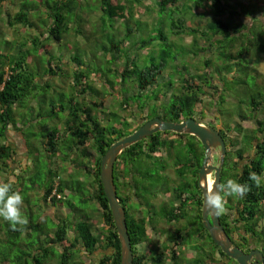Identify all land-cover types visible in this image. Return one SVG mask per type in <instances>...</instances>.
<instances>
[{"label":"trees","instance_id":"1","mask_svg":"<svg viewBox=\"0 0 264 264\" xmlns=\"http://www.w3.org/2000/svg\"><path fill=\"white\" fill-rule=\"evenodd\" d=\"M79 1L0 0V11L4 12L0 24L9 27L15 39L5 46L7 54H0L3 183L9 179L17 182L14 170L28 162L26 151L30 148L34 151L41 148L55 162H65L67 165L62 163L63 167H73L67 174H76L75 179L66 184L58 180L57 171L47 169L44 184L37 185L44 206L53 208L52 214L44 216L53 222L51 232L43 237L46 243L23 250L18 238L19 228H4L0 233V264H44L42 259L52 244L58 247L59 264H90L82 261L81 253L94 255V264H119V241L99 179V160L112 141L131 132L141 122L131 125L124 116L119 117L112 111L110 117L106 116L108 112L99 117L97 112H104L105 95L98 96L94 80L105 85L107 91L117 92L121 109L130 102L141 108L151 99L154 109H147L143 120L155 115L168 120L187 116L199 119L204 116L201 105L208 103L205 106L214 108L211 103L214 96H218L216 92L224 78V75L220 78L221 70L229 73L230 65L238 63V57L242 64L236 67L253 70L251 66L262 59L255 52L253 57L249 56V49L260 44L259 37L264 33L261 18L264 0H254V4L247 0H98L100 13L96 23L102 24L107 17L109 24V28L100 29L99 37H104V31L113 38L120 32L121 36L116 41L110 38L107 45L99 40V50L86 56L77 54L75 44L67 45L70 40L64 41L65 36H61L69 27L67 23L76 20L73 13L78 11ZM7 4L16 6L15 11H9ZM183 7H188L189 12H181ZM192 8L196 10L191 11ZM117 18L120 22L114 26ZM155 25L161 26L155 29ZM97 33L95 31L96 37ZM87 34H90L89 29ZM185 36L187 41L183 40ZM185 42L192 44L194 50L185 52L182 47ZM53 44L57 46L55 52L51 51ZM148 45L156 46V55L147 52L145 57L137 56L138 51ZM240 45L241 54L237 50ZM213 47L219 58L224 57L229 62L215 63L210 54ZM130 48L133 54L129 53ZM199 50H207L201 61L195 59ZM67 51L71 69L60 72L61 58ZM183 55L187 56V63L180 65L177 59ZM231 59L234 61L229 65ZM167 63L175 64L176 70H180L174 84L171 76L163 72ZM262 70H253L263 76L261 82L256 80L260 83L255 88L257 91L264 89V66ZM57 75L60 80L57 87L63 88L60 90L52 87ZM33 94L36 99L30 101L35 98ZM202 95L207 99L203 100ZM24 97L26 101L22 100ZM263 100L264 96L259 94L256 99L252 94L247 111L237 110L231 123H218L225 144L219 184L233 179L251 189L243 199L226 197V211L218 220L225 233L232 231L245 249L249 244L259 245L264 256V223H258L264 217V179L259 187L249 179L253 172L264 176V109L260 106ZM28 103L38 106L34 112L27 108L29 114L36 117L24 121L23 108ZM41 106L45 107L44 111L40 110ZM20 108L21 113L16 115L15 110ZM214 110L216 112V108ZM40 113L45 115L41 117ZM243 120H251L254 126H241ZM29 131L31 136L26 140L24 133ZM13 136L20 139L23 147L20 158L10 140ZM202 156L203 146L194 135L171 130L151 132L116 154L112 164L113 183L124 211L131 264H165L164 261L168 264H237L212 241L201 223L197 170ZM64 187L68 188L69 197ZM12 190L20 192V184ZM158 194L166 195L167 199L157 197ZM63 199L69 218L57 213ZM89 202L93 206L88 205V209L82 206ZM41 222L33 221L25 228L42 231ZM147 227L152 233L163 234L164 238L159 247L154 246L145 253L137 251L136 246L149 239ZM186 247L193 249L192 255L184 254L182 248ZM16 249L20 253H13ZM27 259L31 261L28 263Z\"/></svg>","mask_w":264,"mask_h":264},{"label":"rangeland","instance_id":"2","mask_svg":"<svg viewBox=\"0 0 264 264\" xmlns=\"http://www.w3.org/2000/svg\"><path fill=\"white\" fill-rule=\"evenodd\" d=\"M234 1V0H232ZM254 0H247L248 3H253ZM79 5H78V11L75 10L74 17L76 20L72 21L71 24L67 23V25L69 26L68 29L66 31H64L61 36L62 38H64V41L70 40V42L67 43V45H72L75 44V50L77 51V54H82L83 56L89 55L90 52H95V49L99 50V40L103 41V43L101 44H108L109 43V39L111 38L112 40L116 41V39L118 38V36H121V32L118 35H115L114 38L113 36L108 34V31H104V37L100 38L99 34H100V29L102 28H109V24H108V19L107 17H105V22H102V24L100 23H96L98 21V15L100 13V8H99V2L98 0H80L79 1ZM78 3V2H77ZM234 5H236V3H233ZM188 8V7H187ZM186 7H183L181 9V12L183 13H187L189 12V8L187 9ZM7 9H9V11L13 12L16 9V6L12 5V4H7ZM0 10H2V8H0ZM195 8H192L191 11H195ZM77 12V15H75ZM4 12L0 11V18H2V14ZM198 13L195 12V15H197ZM33 15V14H32ZM71 16H73L71 14ZM168 16V15H167ZM36 22H40L39 20H35ZM118 22H120V19L117 18L116 21H114L113 25L115 26L116 24H118ZM161 25H155L154 28H158ZM261 27V26H260ZM258 27V28H260ZM88 29L90 30V34H87ZM258 30V29H257ZM95 31H98V33L96 34L97 37L95 36ZM11 30L9 27H5L2 26V24H0V54H7L8 50H6V45H9L11 43H13L15 41L14 36H12V34L10 33ZM34 32V31H33ZM257 36V33L255 35V37ZM172 37V36H171ZM174 37V35H173ZM61 38V39H62ZM177 39L181 38L179 36H176ZM259 42L260 44H258L257 46L250 48V54L249 56L253 57L252 53H258L257 55H261L262 59L264 58V33H262L259 37ZM129 39V38H127ZM126 39V40H127ZM173 39V38H171ZM125 40V42H126ZM130 40V39H129ZM183 40L187 41L188 37L185 36L183 38ZM176 41V40H175ZM128 42V40H127ZM9 43V44H8ZM54 42H51V44ZM62 45H64V42H61ZM197 44H200L199 42ZM220 44V43H219ZM223 43H221L222 45ZM58 45V49L60 50L61 46L60 43L57 44ZM215 45V44H214ZM213 45V46H214ZM178 48V46H176ZM182 47L184 48V51L187 52L189 51V49H192V44L189 43H182ZM125 48V47H124ZM123 48V50H124ZM244 48V47H243ZM51 51L55 52L57 50V46L55 44L51 45ZM214 49V47L212 48V50ZM219 49H222L221 47H219ZM69 50V49H68ZM155 50L157 51L156 46L153 47L151 45H148L147 47H144L143 49H140L137 53V56L142 55V57H145L148 54H154ZM238 52L241 54L242 52V45H240L239 48H237ZM99 52V51H97ZM207 52L204 50H199L198 51V55L195 57V59H198L197 61H201L202 58H204V54ZM129 53L133 54L134 51L131 50V48L129 49ZM190 55L192 54L191 52H188ZM209 53V52H208ZM211 57L213 60H215V63L220 64V63H228L229 61L227 59H225L224 57L219 58V55L215 52V50L210 51ZM67 55H68V51L65 52V54L62 56L61 60L63 63L60 64V72L61 71H69L71 69V62L67 59ZM156 55V53H155ZM260 59L259 64H253L251 67L253 68L254 72H256L257 68L259 70V68H261V70L263 69L264 66V59L262 60ZM145 62H147V57L144 58ZM186 60V61H184ZM262 60V61H261ZM178 64H183V63H187V56L183 55L181 58L177 59ZM232 60L230 61L229 65L232 63ZM253 63V62H252ZM37 64L42 68L41 66V62L38 61ZM236 64H242V60L241 57H238V63L235 61L234 64H232V66L230 65L231 68H229V70L231 69V71L228 73L227 71H225V69L221 70V79L222 76L224 75L223 80L221 81L222 83L219 86L218 91L216 92V94H218V96H214L213 98V103H211V106L216 108V112L214 110V108H210V106H205L208 105V103H206L205 105H201L204 107L203 110V117L197 119L199 120L201 123L210 125L212 127H220L218 125V123L222 122V125H226L227 122L229 121L231 123L235 113L237 110H242V111H247L249 109L248 106V100L249 97L254 94L256 96V99L258 98L259 94L260 96H264V89H260L259 91H257V89H255L257 87V85H260V83H257L256 80L260 81V78L263 77L261 75H257L253 72V70L251 68H249V70L247 69L246 71H243L241 69H239L238 67H236ZM34 67L36 66V64L33 65ZM36 69V67H35ZM59 72V71H57ZM163 72H166L168 75H170L171 79H172V83L174 84V82L178 79V77L180 76V70H176L175 68V64H171V63H167V65L163 68ZM263 72V70L261 71ZM62 75H65V73H62ZM59 75L56 76L55 78V85H53L52 87L55 88L56 90H60L63 89L62 87L58 88L57 86L59 85V81L58 80ZM61 78V77H60ZM69 80V79H68ZM261 82V81H260ZM94 83L96 85V87H98V96H103L102 99V105H103V111L104 112H97V114L99 115V117H104V113H107L106 116L110 117L111 116V111L114 113H117L119 115V117H125L127 119V121L131 122V125H133L136 122H141L143 121V114L148 110H152L154 109V106L152 105L153 101L150 99V101L148 102L147 99L144 104V106H142L141 108L134 102H130L129 106L125 105V108L122 107V109L120 108V106L122 104H120V99H119V95L117 94V92H115L114 90H109L107 91V88L105 87V85H99V81L94 80ZM67 88V87H66ZM69 89H67L66 91H68ZM39 91L41 92V89L39 88ZM48 90L45 88L44 92H47ZM110 92V93H109ZM107 93V94H105ZM35 94V93H34ZM33 94V95H34ZM58 93H56L54 95L57 96ZM97 96V94H96ZM34 99L31 98V100H35L36 99V95H34ZM223 99H222V98ZM30 98V97H28ZM27 97H24L22 100L26 101ZM202 99L206 100L207 96L202 95ZM35 103V102H32ZM32 103H28L29 105L25 106L23 108V111L26 112V117H23L24 121L30 120L31 117L33 116V118H35L36 116L34 114H29V111L31 110V108L33 109L32 112H34L35 108H37L38 106ZM33 105V106H31ZM147 105V106H146ZM263 109H264V100L263 103H261L260 105ZM29 111H28V109ZM44 111L45 107L41 106L40 110ZM21 108L20 109H16L15 113L20 114L21 113ZM264 113V110L262 111ZM262 113V114H263ZM234 114V115H233ZM41 117L43 115H45L44 113H40L39 114ZM257 116H262L261 114H257ZM38 118V117H37ZM232 118V119H231ZM47 121H49V118H44ZM51 120V119H50ZM107 122V121H104ZM51 123V122H50ZM240 125L243 127H251L254 126L253 122L251 120H243L240 121ZM228 134L232 135L234 134V131H227ZM25 139L28 140L29 135L31 136V132L29 131V133L25 132ZM3 138L0 137V142H2ZM10 140H12L13 145L15 147V151L17 153V156L20 158V154L23 153V147L21 145V142L19 141L20 139H18V137L13 136L10 137ZM27 156H28V162L25 165H22L21 169L19 170H14L16 178H17V182L13 183L12 188L15 189L16 186H19L20 184V193L23 195L24 197V205L22 208V211L24 213V215L28 218V224L36 221V220H40L42 221L40 224V227L43 229H41L42 231L34 229L32 228H25L26 226H23L21 228V226L17 225V228H19V240H20V245L21 247L24 249L27 248H32V247H37L40 245H44L46 243V240L43 238L45 236V234L48 232H51V226H52V221L50 219V217H44L45 214H52L53 213V208H49V207H45L44 203L42 201V197L39 190V187H37L38 184H44V181L46 180V172L48 168H51L54 171H57L58 175H59V181L61 183H66L68 184L70 181V179L74 180L75 179V175L76 174H67L66 172H68L70 169L72 170L73 167L69 168L68 166L63 167L62 161H58L55 162V159H53L52 157H48L47 154L40 148L37 150H33V149H28L26 151ZM217 155H218V149L215 148L210 155V159L209 162L212 164H216L217 163ZM66 164V163H65ZM67 165V164H66ZM67 174V175H66ZM169 175V174H168ZM209 175L210 179H212V173L207 174ZM83 177V175H82ZM170 177V175H169ZM262 179H264V176L260 175L259 176ZM4 176L3 174L0 173V182L3 183V179ZM81 191L85 192V189L82 188ZM64 192L66 197H69L68 194V188L64 187ZM157 197L159 198H163V199H167L166 195H158ZM65 200H61L60 205L57 207L59 215L65 216L68 215L69 218V213L67 211V209L65 208ZM92 202H89L87 204L82 205L83 207H86V209L89 208L88 205H91ZM61 206V207H60ZM42 211V212H41ZM67 211V212H66ZM259 224H263L264 223V217H261L258 220ZM165 225V223L163 224ZM7 227H12L10 222L6 221L3 217H0V233L1 231H3L4 228ZM146 232L149 235V239L145 240L143 242H141L140 244H138L136 246V250L137 251H143L145 253H148L149 249H152L154 246L159 247V243L161 242V240L164 238L163 234H158V233H152L151 230L147 227L146 228ZM205 235V234H204ZM193 239V237H191ZM205 240L207 242H210L207 238V236H205ZM155 243V245L153 244ZM30 249H28L29 251ZM183 252L185 255L190 256L193 253V249L191 248H182ZM33 251V249H32ZM47 256L45 258H43V263L44 264H59V256H58V247L57 245H50L48 246V250H47ZM20 253L18 251V249L14 250L13 253ZM13 253L11 254V256L13 255ZM166 253V252H165ZM80 257L82 258V261L85 263H90V264H94V255H83L82 253L80 254ZM80 258V259H81ZM28 263L31 261L30 259H27ZM77 260V258H76ZM13 262V260H12ZM165 264H168L167 261H164ZM77 264H81L80 262ZM145 264H148V262H146Z\"/></svg>","mask_w":264,"mask_h":264},{"label":"water","instance_id":"3","mask_svg":"<svg viewBox=\"0 0 264 264\" xmlns=\"http://www.w3.org/2000/svg\"><path fill=\"white\" fill-rule=\"evenodd\" d=\"M156 130H171L174 132H185L194 135L203 146V156L197 170V186L201 193V223L207 230L212 241L219 246L221 251L233 258L237 264H264L262 252L252 248L247 252L232 244L231 239L219 223L218 216L206 206L205 196L207 191L206 175L212 173L210 186L219 190V169L225 152V144L217 127L201 123L192 116L180 120L161 119L152 116L140 123L131 132L112 141L105 149L99 160V179L102 190L107 200L113 225L119 241V264H131L132 252L127 234L123 207L118 201L113 183L112 164L116 154L128 144ZM217 148V163L209 162L211 152Z\"/></svg>","mask_w":264,"mask_h":264},{"label":"clouds","instance_id":"4","mask_svg":"<svg viewBox=\"0 0 264 264\" xmlns=\"http://www.w3.org/2000/svg\"><path fill=\"white\" fill-rule=\"evenodd\" d=\"M249 179L254 181L257 187L260 186L261 178L255 172L250 173ZM13 183V179L0 183V217L10 222L12 228L16 230L17 225L21 226V228L26 226L28 218L22 211L24 197L19 191L12 190ZM250 190V186L247 184L239 183L233 179L227 180L226 184H221L218 191L216 188L208 186L205 196L206 206L215 215H222L226 211V197L243 199Z\"/></svg>","mask_w":264,"mask_h":264},{"label":"flooded vegetation","instance_id":"5","mask_svg":"<svg viewBox=\"0 0 264 264\" xmlns=\"http://www.w3.org/2000/svg\"><path fill=\"white\" fill-rule=\"evenodd\" d=\"M155 116H157V115H155ZM158 117H159V116H158ZM148 118H150V117H148ZM146 119H147V118H146ZM146 119H144V120H146ZM180 119H181V118H180ZM180 119H179V120H180ZM144 120H143V121H144ZM143 121H141V123H142ZM208 178H209V181L211 182V179H210L209 175H208ZM158 195H163V194H158ZM227 235H228L229 238L231 239L232 244L238 246L239 248H241V249H242L243 251H245V252H247L248 250H250V249H252V248H256V249H259V250L261 251V247H259V245L256 246V245H253V244H249L250 246H249L247 249H245V247L243 246L242 241H241V240H238L237 237L234 235V233H233L232 231H230V233H228ZM261 252H262V251H261ZM262 257H263V261H264L263 253H262ZM256 264H261V263H260V262H257Z\"/></svg>","mask_w":264,"mask_h":264},{"label":"bare ground","instance_id":"6","mask_svg":"<svg viewBox=\"0 0 264 264\" xmlns=\"http://www.w3.org/2000/svg\"><path fill=\"white\" fill-rule=\"evenodd\" d=\"M211 182L209 181L208 175H206V185L207 187L210 186Z\"/></svg>","mask_w":264,"mask_h":264},{"label":"crops","instance_id":"7","mask_svg":"<svg viewBox=\"0 0 264 264\" xmlns=\"http://www.w3.org/2000/svg\"><path fill=\"white\" fill-rule=\"evenodd\" d=\"M261 18H262V20H264V16H262ZM263 59H264V58H263ZM263 59H262V60H263ZM259 69H261V68H259Z\"/></svg>","mask_w":264,"mask_h":264}]
</instances>
